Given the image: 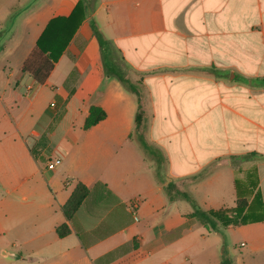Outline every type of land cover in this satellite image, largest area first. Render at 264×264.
Wrapping results in <instances>:
<instances>
[{
	"label": "crops",
	"instance_id": "0c3cea01",
	"mask_svg": "<svg viewBox=\"0 0 264 264\" xmlns=\"http://www.w3.org/2000/svg\"><path fill=\"white\" fill-rule=\"evenodd\" d=\"M80 1L0 0L5 42L22 32L25 48L0 92V264H264V0H92L46 83L16 82L48 23ZM92 20L144 86L147 149L137 96L98 70ZM92 106L107 116L86 130ZM79 184L89 194L69 218ZM185 194L249 220L209 231Z\"/></svg>",
	"mask_w": 264,
	"mask_h": 264
},
{
	"label": "trees",
	"instance_id": "16d2710c",
	"mask_svg": "<svg viewBox=\"0 0 264 264\" xmlns=\"http://www.w3.org/2000/svg\"><path fill=\"white\" fill-rule=\"evenodd\" d=\"M89 4L86 1L81 0L76 8L73 10L69 17H60L51 20L46 26L45 30L41 34L40 38L37 40L36 44L33 46L28 56L24 60L23 64L17 71L15 75L16 82H19L24 75L30 76L39 85L46 83L50 73L52 72L55 63L58 62L60 57L63 55L68 44L76 34L78 28L80 27L83 20L86 18L87 10ZM94 36L99 44V52L101 54L102 62L105 66L106 73L108 75L116 77L120 83L129 92L135 94L138 98L139 109L136 114V129L135 132L141 139V143L144 149H147V144L145 141V122L147 119V109L146 101L144 95V86L141 82H133L127 75L124 66L117 60L120 54L115 48L113 43L106 39L99 29L98 25L94 20L91 22ZM120 60L124 63L120 56ZM80 75V69L75 68L66 81L64 82V87L72 92L73 85L76 84ZM263 82L264 80H256V82ZM106 112L98 106H92L89 110V115L86 118L84 129L88 130L98 123L106 119ZM251 156H257L253 153ZM249 156L242 158L248 159ZM222 164V161L215 162L212 164L204 173V175L216 167ZM89 190L79 184L77 190L72 196L71 200L65 207V214L70 218L69 208H77L81 203L87 198ZM260 196V194H258ZM185 198L193 205L194 212L189 216L190 218H196L203 224H205L209 231L218 230L220 227L228 226H239L246 224L249 220V214L247 213L245 207L239 206L236 208L225 209L220 211H204L198 207L195 200L189 195L185 194ZM189 224H185L182 228L188 227ZM69 229L67 226H61L58 229L60 236H65L68 234ZM136 246V243H134ZM131 245L123 246L113 253H110L104 260L109 259L111 256L117 255L122 250H126Z\"/></svg>",
	"mask_w": 264,
	"mask_h": 264
},
{
	"label": "rangeland",
	"instance_id": "374dc122",
	"mask_svg": "<svg viewBox=\"0 0 264 264\" xmlns=\"http://www.w3.org/2000/svg\"><path fill=\"white\" fill-rule=\"evenodd\" d=\"M83 1H86L90 7L93 3L92 0H83ZM22 11H23V9H15L13 12L16 15L18 13H22ZM11 20H12V17L9 19V21H11ZM9 31H10V23L8 22V24L5 25V27L0 31V92L5 91L6 88L10 85L13 86V84H14L13 74L18 69V67L21 63L22 53L25 51L22 32H18V34L16 35V36H18V38L12 44H7L5 42L6 37L9 35ZM32 36H33V34H30V37H32ZM2 47L4 49H2ZM117 60L124 66L128 76L130 75L129 73H131V74L133 73L131 70L126 69L125 64L122 63V61L120 60V56H119V58H117ZM100 62L101 63L99 64L98 70L100 71V73L102 75L107 74L103 62L102 61H100ZM98 70H96V71H98ZM50 104H51V102H48V106H50ZM148 118H149V114L147 112V120H148ZM58 120H59V117L56 118L55 124L58 122ZM50 124H51V121L49 122L48 126H46V131L48 133L51 132V130H53V126L49 127ZM66 125H67V123H65V127H64V125H62V127H61L62 131L65 128H67ZM73 131H74V135L76 137H79L83 134L82 133L83 128H82V126H80L79 122L75 123ZM52 159H53V161H57V158H52ZM261 214H262V216H264V211L261 212ZM251 217L256 218V217H259V215L258 214L257 215L252 214Z\"/></svg>",
	"mask_w": 264,
	"mask_h": 264
},
{
	"label": "built area",
	"instance_id": "2783aa9c",
	"mask_svg": "<svg viewBox=\"0 0 264 264\" xmlns=\"http://www.w3.org/2000/svg\"><path fill=\"white\" fill-rule=\"evenodd\" d=\"M56 102H53L52 104H51V108H56ZM54 167H55V165H54V163L52 162V160H50L49 161V163H48V165H47V168L48 169H50V170H52V169H54Z\"/></svg>",
	"mask_w": 264,
	"mask_h": 264
}]
</instances>
